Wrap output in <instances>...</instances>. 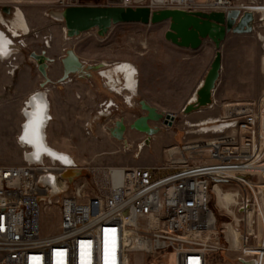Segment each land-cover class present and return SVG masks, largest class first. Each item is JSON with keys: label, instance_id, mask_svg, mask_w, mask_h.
<instances>
[{"label": "built area", "instance_id": "built-area-1", "mask_svg": "<svg viewBox=\"0 0 264 264\" xmlns=\"http://www.w3.org/2000/svg\"><path fill=\"white\" fill-rule=\"evenodd\" d=\"M58 4L59 11L75 5ZM119 6L250 12L251 33L262 36V90L256 98L218 105L212 99L206 108L220 112L202 131L184 124L185 137H198L166 150L162 164L104 168L90 184L61 178L82 168L45 155L39 163L0 166V264H206L220 249L216 222H210L217 184L240 191L236 261L264 264V0H120ZM18 53L6 59L11 75ZM55 88L49 83L44 90L48 95Z\"/></svg>", "mask_w": 264, "mask_h": 264}, {"label": "rangeland", "instance_id": "rangeland-1", "mask_svg": "<svg viewBox=\"0 0 264 264\" xmlns=\"http://www.w3.org/2000/svg\"><path fill=\"white\" fill-rule=\"evenodd\" d=\"M59 1L0 0V12L3 8L9 9L7 16L4 17L10 18L14 10L19 9L23 13L29 29V33L25 37L11 38L17 46H19L17 42L20 40H24L25 45L19 47L20 50L15 61L18 69L13 75L8 73L9 69L6 67V59L9 55L0 60V166L21 165L26 161L24 152H28L29 148L22 147L18 139L24 122L22 108L29 92L38 91L37 88L41 84V88L49 83L56 86L47 97L51 108L48 112L49 121L45 127L46 142L53 149L75 159V166L82 168L81 179L86 180L89 184L92 174L100 173L104 168L121 166L133 159L138 164L155 163L158 157L166 155V150L182 144L185 140H195L198 137L197 135L184 136V124L187 121L198 122L199 119L216 116L220 112L217 106L213 109L204 108L200 112L189 115H183L179 111L170 127L157 124L161 127L160 132L153 136L148 147H143L147 150L142 152L140 157L138 155L139 158L136 159L133 156L135 153L133 150H138V146L143 143L145 136L127 128L125 135L129 140L136 137L138 145L125 146L109 136L108 128L113 121L119 118H123L128 127L136 117L142 114L138 104L133 106L131 111L125 113L124 117H121L119 113H112L109 117L99 116L95 113V98L90 103L88 101L84 104L79 102L81 99L79 101L73 99L75 88L81 89L80 81L76 83H79L78 85L70 83L67 86L59 85L55 81L56 77L61 74V59L67 50L81 52L84 49L93 53L92 64L94 65L101 62L108 64L127 62V59L131 57L134 65L137 64L143 68L150 67L152 55L147 53V48L159 45L162 28L154 25L125 23L111 26L103 37H99L97 30L92 29L76 38L65 39L64 25L62 22L55 21L51 14L57 13ZM70 1L72 4L83 6H119L120 0ZM197 1L204 2L206 0ZM248 1L241 0L244 3ZM235 37L234 44L223 49L221 46L220 49L223 65L212 97L217 105L234 99L256 98L262 90L261 58L263 54L261 42L252 33ZM32 53H43L49 58L47 81L38 71L36 61L31 58ZM72 75L75 74L69 76ZM69 76L67 79L70 78ZM138 81L137 78L136 89ZM93 83L96 86L98 81L95 79ZM165 85L166 81H163L161 86ZM164 89L165 87H161V90ZM159 96L166 99L173 95L164 92ZM86 122L89 123L88 128H85ZM139 138L140 140H138ZM156 143L157 146L159 145L158 148L154 146ZM223 192H229L228 188L225 187ZM210 207L216 220L220 249L208 255L207 264H238L236 261L238 247L231 246L230 238L233 235L232 229L228 227V224L233 221V217L216 207L214 194L211 196ZM230 210L241 218L242 214L237 211L236 207L232 206ZM49 215L50 211L43 213V223L46 228L50 224Z\"/></svg>", "mask_w": 264, "mask_h": 264}, {"label": "water", "instance_id": "water-1", "mask_svg": "<svg viewBox=\"0 0 264 264\" xmlns=\"http://www.w3.org/2000/svg\"><path fill=\"white\" fill-rule=\"evenodd\" d=\"M4 13L9 9L4 8ZM62 24L69 38H76L82 33L96 29L97 35L103 37L113 25L125 23H137L143 25H156L163 22L168 23V28L164 33V39L171 44L185 49L196 50L205 40H209L214 45V57L210 66L195 91V101H189L181 110L183 115L198 112L212 102L213 92L219 81L221 64V46L229 34H249L251 33L252 14L250 12L240 13L237 9L227 12L223 11H183L179 9H159L150 10L147 6L124 7V6H83L72 5L60 11ZM43 54V53H42ZM31 58L36 61L37 69L47 81L48 57L31 54ZM64 76L62 80L68 78L70 74L80 72L84 66L82 61L76 56L73 50H67L61 59ZM88 68H96L88 66ZM46 85V84H45ZM44 85V86H45ZM142 114L132 123L127 125L123 118L116 119L108 128L109 136L128 145L126 131H136L145 136L143 143L138 146L140 151L143 147H148L153 136L157 135L161 127L157 124L170 127L173 122V115L165 111H159L149 105L146 101L138 102ZM154 124V125H151ZM72 174V175H70ZM81 170H69L61 176L63 179L80 177ZM53 182V177L48 178Z\"/></svg>", "mask_w": 264, "mask_h": 264}, {"label": "crops", "instance_id": "crops-1", "mask_svg": "<svg viewBox=\"0 0 264 264\" xmlns=\"http://www.w3.org/2000/svg\"><path fill=\"white\" fill-rule=\"evenodd\" d=\"M2 10H1V14L7 16V13H4ZM154 26L157 27L161 26L162 33H161V37H160L161 39L159 45L147 48L148 50L147 53H149V55L150 54L152 55L150 57L151 58V62L149 63L150 67L146 66V68H143L142 66L140 67L137 64L134 65L133 59L131 57L127 59L128 61L125 60L129 63L117 62L112 65H108V63H105V65L98 63L94 65L92 64L93 53L87 52L84 49H82L81 52L75 51L77 57L80 59V61H82L84 68L75 75L69 76L71 81L64 84L65 86H67L70 83L76 84L77 82L80 81L81 89L75 88L76 89L75 93H73V96L75 98L73 97V99L74 100L76 99L78 101L79 99H81L79 102H83L82 104H84V102L88 103V101L90 103V101H92V99L95 98V113L98 114L99 116H104V117H109V115H112V113H119L121 117H124V114L131 111L134 108L133 106L138 104L140 100L146 101L149 105L155 107L159 111H165L174 114H177L179 111H181V109L189 101H191L192 96L195 94L194 92L198 88L200 82L204 78L210 66V63L213 60L214 45L209 40H205L202 42V45L196 50L180 48L164 39V33L168 28L167 22L156 24ZM8 32L10 31L7 29V26L2 24L0 21V33H2V35H4L6 38H10L11 41L12 39L16 38L15 36H13L12 33H8ZM25 36L26 35H21L18 37H25ZM235 36L237 35L229 34L226 37V40L222 44V49L228 48L230 45L234 44V41L236 40ZM12 42L14 43V41ZM18 45L19 47L21 46L23 47V45L21 44ZM19 47L18 50H20ZM12 51L13 50H11V52ZM222 60L223 58L221 57V64H222ZM119 63L124 64L126 66L129 65L130 70L132 68L133 69L136 68L137 78L139 79L137 89L135 88V84L133 82L134 78L132 77L133 74L132 70L130 73V80L128 82L129 86H126V82L121 77L122 76L121 73H118L117 77L125 82V86L127 89V90L125 89L120 90V89H115L113 87L115 86V84H113L112 79H110L105 75L106 68H101V67L111 66L109 69H113L116 68V66H120L118 65ZM98 65H100V67H98ZM88 66H95L96 68L94 69L88 68ZM101 70H105V71H101ZM63 76H64V72L61 64V74L56 77L57 80L55 82L64 81L62 80ZM95 79L98 81L96 86H94L93 83L95 82ZM163 81H166L165 86H161ZM41 86L42 84L39 86V88H41ZM161 87H165V89L161 90ZM39 88H37V90H39ZM34 92H36V90L33 92H29V95L27 96L25 100V104L22 108V114H23V109L26 105V101L31 97V95ZM164 92L170 93L173 96L166 99L159 96V94ZM51 93L52 91L49 94ZM48 95H46V100L48 102V106L50 110L51 104L50 101H48L49 99H47ZM77 95L79 96V98H77ZM203 119L205 118L199 119L198 121ZM24 122H25V117H24ZM47 123L45 124V127ZM44 135H45V128H44ZM126 139L128 145H132V144L138 145V142H136L137 140L136 137H134V139L132 140H129L128 136L126 135ZM138 140H140V138ZM19 143L22 147L25 146L24 144L22 145L20 141ZM45 143L47 144L46 136H45ZM154 146L158 148L159 145L157 146L156 143V145ZM28 148L30 150V147ZM146 150H147L146 148H142L140 151L133 150V152H135L133 156L137 159L140 157L142 152H145ZM26 154L27 152H24V158L27 161ZM72 160L74 163L76 162L75 159L72 158ZM165 161H166V155L164 154V156L161 155L160 157H158V159H156L155 163L153 164H146V163L138 164L135 163L133 159V161H127L126 163H124V165L122 164L121 166H148L154 164H162Z\"/></svg>", "mask_w": 264, "mask_h": 264}, {"label": "bare ground", "instance_id": "bare-ground-1", "mask_svg": "<svg viewBox=\"0 0 264 264\" xmlns=\"http://www.w3.org/2000/svg\"><path fill=\"white\" fill-rule=\"evenodd\" d=\"M159 1H161V0H159ZM51 14H52L55 21L62 22V18H61L59 10H57V13L53 12ZM0 21L2 24L7 26V29L10 31L8 33H12L13 36H15V37H18L21 35H27L29 33V29H28L25 17L19 9H15L14 13H12V16L10 18H5L4 15L0 14ZM63 32L65 33L64 34L65 39H68L69 37L66 35L65 28H64ZM261 39H262V36L259 35L258 40L261 41ZM18 47H17L16 43H13L9 38H6L4 35H2V33H0V58L1 59L4 56H8L10 54L11 50H17ZM37 55H43L44 57H46L44 54H37ZM115 63H117V62H115ZM101 64L105 65V63H103V62H101ZM112 64H114V63L108 64V65H112ZM118 65H120V66H116V68H113V69H109L111 66L101 67V68H106L105 75L107 77H109L110 79H112L113 84H115V86H113V87L115 89L127 90L126 86H129L128 82L130 80V73L132 70V73H133L132 77L134 78L133 82H134L135 88H136V85H137V71H136V69L132 68L130 70L129 65L126 66V65L120 64V63ZM98 67H100V65H98ZM101 71H105V70H101ZM118 73H121V75H122L121 77L125 80L126 86H125V82L122 81V79L117 77ZM114 81H115V83H114ZM44 87L45 86H43L41 88V90L34 92L31 95V97L26 101V105L23 109V115L25 117V122H24L23 127H22V133L19 137V141L21 142L22 145L24 144L25 146L30 147V150L26 154V159L28 162L39 163L41 161V157L45 155V156L50 157L52 160H58L59 162L66 164L68 166L73 165V160L69 155L62 153V152H59L57 150H54V149L50 148L45 143L44 128H45V124L49 120V116H48L49 106H48V102L46 100L47 93L45 92ZM130 98H129V100H130ZM195 99H196V95L194 94L191 98V101L193 102V101H195ZM129 105H131V104H129ZM198 112H200V111H198ZM212 119H213V117H207L204 120L194 122V123L187 121L185 124H187L188 127H191V128H200L199 131H202V130L206 129V127H208V124L212 121ZM22 137H23V139H22ZM173 149L174 148L170 149V151L172 152ZM70 175H72V174H70ZM57 181H58L57 182L58 186L61 188L62 187V180L60 178H58ZM225 187L228 188L229 192H223ZM214 191H215V197H216V207H218L219 210H221V211L224 210V213H227V214L229 213L233 217L232 218L233 221L228 224L229 225L228 227L232 229V235H233L232 238H230V244H231V246L234 245V248L236 246L239 248V239H238L239 234H238V230L235 227V223L238 224L240 217L236 216L230 210V208L232 206H233V208H235L237 205V202H238L239 197H240L239 188L236 187L235 185L217 184L214 187ZM210 222L211 223L216 222L214 215L211 216ZM207 260H208V258H207Z\"/></svg>", "mask_w": 264, "mask_h": 264}, {"label": "snow or ice", "instance_id": "snow-or-ice-1", "mask_svg": "<svg viewBox=\"0 0 264 264\" xmlns=\"http://www.w3.org/2000/svg\"><path fill=\"white\" fill-rule=\"evenodd\" d=\"M35 99V98H34ZM22 139H23V137H22Z\"/></svg>", "mask_w": 264, "mask_h": 264}]
</instances>
